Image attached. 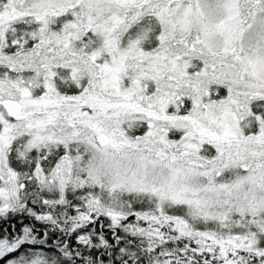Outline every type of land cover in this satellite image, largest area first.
<instances>
[{
	"label": "snow or ice",
	"instance_id": "obj_1",
	"mask_svg": "<svg viewBox=\"0 0 264 264\" xmlns=\"http://www.w3.org/2000/svg\"><path fill=\"white\" fill-rule=\"evenodd\" d=\"M2 264H264V0H0Z\"/></svg>",
	"mask_w": 264,
	"mask_h": 264
},
{
	"label": "trees",
	"instance_id": "obj_2",
	"mask_svg": "<svg viewBox=\"0 0 264 264\" xmlns=\"http://www.w3.org/2000/svg\"><path fill=\"white\" fill-rule=\"evenodd\" d=\"M0 264H2V262H0Z\"/></svg>",
	"mask_w": 264,
	"mask_h": 264
}]
</instances>
